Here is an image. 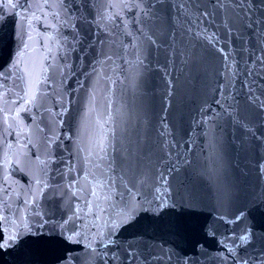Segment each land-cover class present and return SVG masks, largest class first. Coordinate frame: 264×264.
<instances>
[{"label": "water", "instance_id": "1", "mask_svg": "<svg viewBox=\"0 0 264 264\" xmlns=\"http://www.w3.org/2000/svg\"><path fill=\"white\" fill-rule=\"evenodd\" d=\"M0 264H264V0H0Z\"/></svg>", "mask_w": 264, "mask_h": 264}]
</instances>
